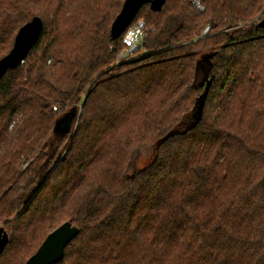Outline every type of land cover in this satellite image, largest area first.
<instances>
[{
    "label": "trees",
    "instance_id": "1",
    "mask_svg": "<svg viewBox=\"0 0 264 264\" xmlns=\"http://www.w3.org/2000/svg\"><path fill=\"white\" fill-rule=\"evenodd\" d=\"M124 2L0 0V60L44 23L0 80V264L66 222L58 264H264V0L147 4L129 61Z\"/></svg>",
    "mask_w": 264,
    "mask_h": 264
},
{
    "label": "water",
    "instance_id": "2",
    "mask_svg": "<svg viewBox=\"0 0 264 264\" xmlns=\"http://www.w3.org/2000/svg\"><path fill=\"white\" fill-rule=\"evenodd\" d=\"M166 0H125L123 7L111 28L113 39H119L136 19L141 8L147 4L155 11L161 10ZM264 28V18L259 23ZM44 29L42 19L36 17L24 25L15 38L11 52L0 60V80L8 70L24 63L28 54L36 45ZM78 120L75 109L71 110L59 123V128L69 130ZM80 230L71 222H66L53 231L44 241L36 254L26 264H58L65 256L68 245L79 235ZM9 235L0 228V256L9 244Z\"/></svg>",
    "mask_w": 264,
    "mask_h": 264
},
{
    "label": "built area",
    "instance_id": "3",
    "mask_svg": "<svg viewBox=\"0 0 264 264\" xmlns=\"http://www.w3.org/2000/svg\"><path fill=\"white\" fill-rule=\"evenodd\" d=\"M197 7L202 10L200 4ZM147 23L140 19L133 22L130 27L124 32L123 44L124 50L121 53V58L125 61L133 60L138 56L140 51H143L144 40L147 37Z\"/></svg>",
    "mask_w": 264,
    "mask_h": 264
},
{
    "label": "rangeland",
    "instance_id": "4",
    "mask_svg": "<svg viewBox=\"0 0 264 264\" xmlns=\"http://www.w3.org/2000/svg\"><path fill=\"white\" fill-rule=\"evenodd\" d=\"M196 3V6H197V4L199 3V1H196L195 2ZM199 9V8H198ZM204 9H202V11H203ZM263 13H264V11L255 19V21H258L259 19L260 20H262L263 18H264V15H263ZM261 22V21H260ZM209 30V27L205 30V32H204V34L207 32ZM122 53V52H121ZM153 152H154V150H153V148H148V149H145V150H143V152H142V154H143V158L145 159V160H149L150 159V157L153 155Z\"/></svg>",
    "mask_w": 264,
    "mask_h": 264
}]
</instances>
